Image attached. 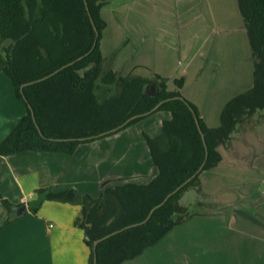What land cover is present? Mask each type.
I'll list each match as a JSON object with an SVG mask.
<instances>
[{"label":"trees","instance_id":"trees-1","mask_svg":"<svg viewBox=\"0 0 264 264\" xmlns=\"http://www.w3.org/2000/svg\"><path fill=\"white\" fill-rule=\"evenodd\" d=\"M108 1L87 0L88 11L85 0H0V73L10 79L26 107L16 126L1 140L0 155L23 151L73 154L83 143L117 134L157 112L170 113L162 122L160 136L144 134L158 169L150 181H108L98 197H80L72 188H40L37 198L28 203L35 214L47 199L80 203L75 225L84 232L89 264H94L95 255L97 264H122L199 214L202 201L180 203L184 191L198 185L202 172L221 161L218 147L232 140L238 124L264 109V0H237L254 57L253 85L225 103L215 127L209 126L198 107L183 95L185 76L174 78L173 88L169 78L152 68L147 69L154 76L146 77L123 75L111 65L105 66L102 39L107 21L103 8ZM72 61L50 77L21 88ZM151 84L155 85L154 94L148 88ZM192 109L208 147L203 170L157 208L147 222L123 229L144 220L205 161L206 146ZM134 115L138 116L119 130L98 136ZM0 201L12 212L15 204L1 192ZM13 219L10 214L5 224ZM113 232L94 248L95 240Z\"/></svg>","mask_w":264,"mask_h":264},{"label":"crops","instance_id":"crops-1","mask_svg":"<svg viewBox=\"0 0 264 264\" xmlns=\"http://www.w3.org/2000/svg\"><path fill=\"white\" fill-rule=\"evenodd\" d=\"M184 1L189 3L192 0ZM216 4L219 5V0H215L214 5ZM225 7L227 2L222 9ZM229 8L233 12L237 9L239 11L237 0ZM234 16L236 18V15ZM231 24L228 22V25ZM206 30H210V27ZM186 45L184 44L181 49V56L184 53L185 56L180 59L177 69V72L184 75L187 80L182 93L198 107L203 119L211 120L209 122L206 120L207 124L215 127L219 125L220 113L230 98L225 96L217 110H209L207 105L212 101V97L210 90L206 89V81L213 79V74L215 78L218 73L229 79L227 76L234 73L237 66L234 63L227 66L222 61L223 51L216 50V47L209 60L202 56L200 59L197 58L195 63V60L191 59L193 55L190 48ZM102 49L105 53L103 42ZM199 50L204 52V55L208 52V48L203 44H200ZM251 57L253 60V56ZM115 65L116 63L112 67L117 70ZM172 67L164 63L162 69L156 72L169 78L168 72H172L174 69ZM126 69L125 66L123 73ZM193 81L195 84L188 89ZM25 112V104L16 96L10 79L4 73H0V142L16 126ZM168 118L169 112L155 113L117 134L83 143L73 154L23 151L0 155V192L15 204L10 212L0 201V263L89 264V248L84 242V232L75 225L82 205L71 201L47 199L35 214L30 210L28 203L37 197V190L40 188H51L54 191L72 188L80 197L85 195L98 197L103 184L113 179H131L139 183L150 181L157 175L158 169L152 160L144 134L160 136L162 122ZM242 161V158L234 154L230 157L223 156L216 166L203 171L199 186L201 185L203 196L208 199L202 202L203 208H207L206 211L176 225L158 243L125 262L219 263V259L214 261L217 256L211 250H208L209 256L206 254L207 251H203L206 250L203 246L209 248L208 241L211 236L212 240L217 241L219 227L232 228L230 225L232 218H245L239 210H247L252 204L251 199L256 201L254 190L259 192L261 189V185L251 186L250 183H244L243 189L239 185L241 181L235 180L234 170L241 167L238 165L242 164ZM243 166L246 167L247 162L245 165L242 164ZM22 203L26 204L27 209L19 213L16 205ZM261 205L256 206L258 218H264V206ZM10 214L14 215V219L5 224ZM215 221L217 227L213 226ZM203 222L208 225H202ZM185 228L192 229L193 232Z\"/></svg>","mask_w":264,"mask_h":264},{"label":"rangeland","instance_id":"rangeland-1","mask_svg":"<svg viewBox=\"0 0 264 264\" xmlns=\"http://www.w3.org/2000/svg\"><path fill=\"white\" fill-rule=\"evenodd\" d=\"M226 2L227 7L222 9ZM214 3L215 0H192L189 3L184 0H109L103 8V16L107 21L102 39L105 66L116 63L115 67L120 74L153 77L154 72L147 68L157 71L167 63L174 67L172 72H168L170 84L174 88L173 77L184 76L177 72L180 59L185 56V53L181 56L184 44L190 48L193 55L191 59L195 63L202 56L209 60L216 47V50L223 51L222 61L227 66L232 63L237 66L236 71L227 76L229 79L218 73L215 78L213 74V79L206 81V89L210 90L212 97L207 108L217 110L225 96L232 98L253 85L254 57L252 60L253 53L240 10L233 12L229 8L235 0H219V5ZM228 22L232 24L228 25ZM209 27L210 30H206ZM200 44L208 48L206 55L200 52ZM173 60L176 63L173 64ZM125 66L128 70L123 73ZM186 81L185 79V85ZM194 84L193 81L188 89ZM148 88L155 91L153 84ZM206 120L211 121L209 118ZM218 150L221 159L234 154L243 159L242 164L247 162L246 167L240 164L238 166L241 167L234 170L235 180L241 181L239 185L243 189L244 183H250L251 186L261 185L263 190L259 189L258 192L254 188L256 201L251 199L252 204L247 210H239L245 218H232V228L219 227L217 241L212 240L211 236L209 248L203 246L206 250H202L207 251L208 256V250L217 256L214 261L219 259L220 262L215 264H264V218H258L259 213L256 212L258 204L264 206V109L246 116L238 124L233 139L225 145L221 144ZM113 183L116 182L108 184ZM199 184L184 191L181 204L194 205L198 201L208 200L203 196ZM205 209L207 208L201 206L199 212L206 211ZM215 223L216 221L213 226L217 227ZM202 225L208 224L203 222ZM186 230L193 232L192 229Z\"/></svg>","mask_w":264,"mask_h":264},{"label":"water","instance_id":"water-1","mask_svg":"<svg viewBox=\"0 0 264 264\" xmlns=\"http://www.w3.org/2000/svg\"><path fill=\"white\" fill-rule=\"evenodd\" d=\"M85 3H86V5H87V9H88V11H89V7H88V4H87V0H85ZM90 13V12H89ZM92 22H93V19H92ZM94 24V23H93ZM95 26V25H94ZM95 30H96V32H97V36L99 35V32H98V29H97V27L95 26ZM83 56H80L78 59H80V58H82ZM75 61H72V62H69V63H67L66 65H64V66H62L61 68H59V69H57V70H55L53 73H51V74H49V75H47V76H44L43 78H40V79H37V80H33V81H30V82H26V83H24L23 85H22V87L21 88H23L24 86H26V85H28V84H32V83H35V82H37V81H40V80H43V79H46V78H48V77H50L51 75H53V74H55V73H57L59 70H61L62 68H64V67H66V66H68V65H71V64H73ZM153 94H154V92H153ZM170 99V98H169ZM164 102V100L163 101H161V102H159L154 108H152V110H150L149 112H147V113H150L151 111H154V110H156L162 103ZM29 108H30V110H31V112H32V115H33V119H34V121H35V123H36V125H37V127H38V129H39V131L42 133V131H41V129H40V127H39V125L37 124V121H36V117H35V113H34V111H33V109H32V107H31V105H29ZM193 110V109H192ZM193 112H194V114H195V119H196V122H197V125H198V127H199V130H200V132H201V134H202V137H203V140H204V142H205V146H206V159H205V161L203 162V164L200 166V168L197 170V172L193 175V176H191L190 178H188L185 182H183L181 185H179L177 188H175L172 192H170L159 204H157V205H155L152 209H151V211H150V213H149V215L144 219V220H142V221H140V222H136V223H133V224H130V225H128V226H125L123 229H127V228H129V227H133V226H136V225H139V224H142V223H145V222H147V220L150 218V216L152 215V213L157 209V208H159L160 206H162L173 194H175V193H177L184 185H186L189 181H191L198 173H200L202 170H203V168H204V166H205V164H206V161H207V158H208V147H207V143H206V139H205V134H204V132H203V130H202V128H201V126H200V122H199V118H198V115L196 114V112L193 110ZM138 115H134V116H131L130 118H128L126 121H124L122 124H120L119 126H117V127H115V128H113V129H111V130H108V131H106V132H103V133H101V134H99L98 136H101V135H105V134H107V133H110V132H113V131H117V130H119L120 128H122V127H124L127 123H129L132 119H134L135 117H137ZM27 209V206H26V204L25 203H23L21 206H19L18 207V212L19 213H21V211H23V210H26ZM123 229H121V230H123ZM114 233H116V232H113V233H110V234H108V235H106V236H104V237H102V238H99V239H97V240H95V242H94V248L96 249L97 248V245H98V243L100 242V241H102L103 239H105V238H107V237H109V236H111L112 234H114ZM94 264H97V257H96V255H95V260H94Z\"/></svg>","mask_w":264,"mask_h":264}]
</instances>
